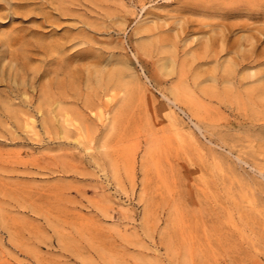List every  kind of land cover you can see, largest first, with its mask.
I'll use <instances>...</instances> for the list:
<instances>
[{
  "label": "rangeland",
  "instance_id": "rangeland-1",
  "mask_svg": "<svg viewBox=\"0 0 264 264\" xmlns=\"http://www.w3.org/2000/svg\"><path fill=\"white\" fill-rule=\"evenodd\" d=\"M213 1L0 0V264H264V0Z\"/></svg>",
  "mask_w": 264,
  "mask_h": 264
},
{
  "label": "bare ground",
  "instance_id": "bare-ground-1",
  "mask_svg": "<svg viewBox=\"0 0 264 264\" xmlns=\"http://www.w3.org/2000/svg\"><path fill=\"white\" fill-rule=\"evenodd\" d=\"M214 1L216 2L217 0H214ZM214 1H213V2H214ZM218 1H219V0H218ZM223 1H224V0H223ZM239 1H240V0H237V1H236V0H233L232 2H233V3H237V4H239V5H243L244 7H246V4H251V3H250L251 1H249V0H242L241 2H239ZM225 2H226V1H225ZM225 2H223V3H225ZM232 2H231V3H232ZM253 2H254V1H253ZM228 3H229V1H228ZM261 3H262V2H261ZM221 4H222V2H221ZM252 4H253V3H252ZM252 4H251V5H252ZM251 5H250V7H251ZM230 6H233V5H230ZM241 7H242V6H241ZM247 7H248V6H247ZM233 8H234V7H233ZM237 9H238V8H237ZM244 11H245V10H244ZM227 15H228V14H227ZM222 16H223V15H222ZM233 26H234V25H233ZM247 26H248V25H247ZM250 27H251V26H250ZM225 28H227V27H225ZM237 28H238V27H237ZM245 28H246V27H245ZM225 31H227V30L225 29ZM225 31H224V29H222V30L219 29V32L217 33V35H219V37H220V36L222 37V36L225 34V33H224ZM226 35H227V34H226ZM215 36H216V35H215ZM226 37H228V36H226ZM215 38H216V37H215ZM224 38H225V37H224ZM255 38H256V37H255ZM213 40H214V37H213V38H209V39H207L205 42H203V43L201 44V45H202L201 47H202L205 51H206L207 49H208V51H209V49H210L212 43H214ZM224 40H225V39H224ZM224 40H223V41H224ZM244 40L249 41L250 44H253V45L256 46V44L253 43L254 41H253L252 34H250V36H248V38H246V39H244ZM254 40H255V39H254ZM223 41H222V44H223ZM238 41H239V40H238ZM255 41H256V40H255ZM8 43H10V42H8ZM8 43H6V41H2L1 44H2V46H5L4 49H6V50L9 52V54L11 55L12 52H11L10 49H9L10 51L8 50V48H9V44H8ZM239 43H240V42H239ZM26 44H27V43H26ZM230 44H231V46L228 45V46H229V48H228L229 51H232V49H234V48L236 49L237 46H236V47H235V46H232L233 41H232ZM24 45H25V44H24ZM24 45H23V46H24ZM239 46H240V45H239ZM25 47H26V46H25ZM40 47H41V46H40ZM221 47H222V45H221ZM224 47H225V46H224ZM45 48H46V47H45ZM213 48H214V47H213ZM213 48H212V49H213ZM252 48H253V47H252ZM252 48H251V49H252ZM40 49H41V48H40ZM235 49H234V50H235ZM237 49H238V48H237ZM255 49H256V47L254 48V51H255ZM6 50H5L4 52H6ZM26 50H27V49H26ZM221 50H222V49H221ZM223 50H224V48H223ZM247 50H248V49H247ZM262 50H264V49H262ZM0 51H1V50H0ZM208 51H207V52H208ZM249 51H250V50H249ZM8 52H7V53H8ZM234 52H235V51H234ZM260 52H264V51H261V50H260ZM1 53H2V52H1ZM244 53H245V52H244V49H243V54H244ZM252 53H253V49H252V50L250 51V53L247 54V55H253L254 53H253V54H252ZM243 54H242V55H243ZM25 55H26V54H25ZM239 55H240V54H239ZM251 74H252V73H251ZM251 74H250V76H251ZM43 92H45V90H43ZM42 99H43V98H42Z\"/></svg>",
  "mask_w": 264,
  "mask_h": 264
}]
</instances>
